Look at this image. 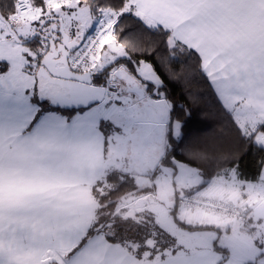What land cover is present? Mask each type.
Here are the masks:
<instances>
[{
  "label": "snow or ice",
  "instance_id": "1",
  "mask_svg": "<svg viewBox=\"0 0 264 264\" xmlns=\"http://www.w3.org/2000/svg\"><path fill=\"white\" fill-rule=\"evenodd\" d=\"M213 189L264 196V0H0V264H264V209L189 257L143 207Z\"/></svg>",
  "mask_w": 264,
  "mask_h": 264
},
{
  "label": "rangeland",
  "instance_id": "2",
  "mask_svg": "<svg viewBox=\"0 0 264 264\" xmlns=\"http://www.w3.org/2000/svg\"><path fill=\"white\" fill-rule=\"evenodd\" d=\"M105 168L107 170H112L113 168H118L120 171H127L129 172V174L134 175L135 171V164L134 162L131 160V158L129 157V159L127 161H125L122 157H116L114 156L111 160H109L107 157H105ZM138 170V169H136ZM132 171V172H131ZM131 172V173H130ZM168 194H170V190L168 192ZM168 194L165 197H160V196H156V197H147V204H143V207H148L151 209L152 212H160V220L163 222V224L168 228L169 231H173L177 237L180 243L185 244V247L188 249V253L193 252L196 249H201V250H207V248L209 247L210 244V239L212 237V235L215 234V230H193V231H189V230H178L176 228L175 225H172L170 220L166 217V215H164L163 212H161L159 205H158V200L163 198L165 201V206L169 207L171 205V199L168 198ZM144 198H140L138 197V201L143 200ZM264 209V204H262L260 206V210ZM136 211H141L142 208L137 207L135 209ZM131 214V213H128ZM259 211L256 212L255 216L256 218L259 215ZM150 215L149 212H144L138 219L141 223L144 222L145 217ZM178 215L181 216L184 220L185 223L187 224H213L216 227H219L221 232L224 230V228H229V229H233L236 231H239L241 226L236 225V224H226L227 220H216V219H208L206 216L197 213L195 211H185V210H181L178 212ZM225 223V224H224Z\"/></svg>",
  "mask_w": 264,
  "mask_h": 264
},
{
  "label": "crops",
  "instance_id": "3",
  "mask_svg": "<svg viewBox=\"0 0 264 264\" xmlns=\"http://www.w3.org/2000/svg\"><path fill=\"white\" fill-rule=\"evenodd\" d=\"M62 165L67 170L69 177H71L69 180L66 181L65 187L68 189V191H70L74 195H81V188H83L85 192L87 191V187H88L87 183L81 182L86 175H91V173L96 169H99L101 171L106 169L105 158L102 162H100L97 157L96 162H93L86 159L83 155H79V156L69 155L65 158L64 161H62ZM207 193L226 196L234 201L245 204L249 208L250 216L254 220L256 219L255 216L256 212H258L260 210V206L264 204V196H257L253 194L249 196V199L242 200L240 199L238 192L232 189H213L211 191H208ZM84 198L86 199L87 197ZM168 198L171 199V193L168 194ZM82 206H83V199L81 200L72 199L65 202V207H63L61 211L62 213L67 215H77L79 213L80 207ZM226 224L228 225L236 224L242 227L244 223L240 224L234 221H226ZM203 251L205 250L196 249L188 254L189 257H191L193 253H196L198 255L200 252Z\"/></svg>",
  "mask_w": 264,
  "mask_h": 264
},
{
  "label": "built area",
  "instance_id": "4",
  "mask_svg": "<svg viewBox=\"0 0 264 264\" xmlns=\"http://www.w3.org/2000/svg\"><path fill=\"white\" fill-rule=\"evenodd\" d=\"M182 210L195 211L208 219L234 221L240 224L245 223L250 216V210L245 204L207 192L190 198Z\"/></svg>",
  "mask_w": 264,
  "mask_h": 264
},
{
  "label": "trees",
  "instance_id": "5",
  "mask_svg": "<svg viewBox=\"0 0 264 264\" xmlns=\"http://www.w3.org/2000/svg\"><path fill=\"white\" fill-rule=\"evenodd\" d=\"M184 224H185V228L184 229L189 230V231H193V230H215L216 229L215 225H214L213 228L207 229V228L203 227V225H205V224H194V225H191V224H187L185 222H184Z\"/></svg>",
  "mask_w": 264,
  "mask_h": 264
}]
</instances>
